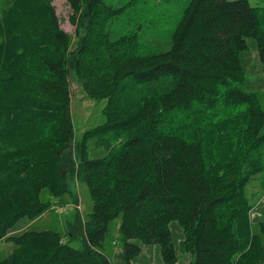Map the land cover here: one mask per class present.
<instances>
[{"label": "trees", "instance_id": "obj_1", "mask_svg": "<svg viewBox=\"0 0 264 264\" xmlns=\"http://www.w3.org/2000/svg\"><path fill=\"white\" fill-rule=\"evenodd\" d=\"M68 2L76 49L53 0H0V240L15 245L0 264H113L102 248L119 217L125 264L142 251L133 239L177 263L173 221L195 264H263L264 220L247 187L264 171V97L245 88V56L253 38L264 63V6L190 0L170 48L140 53L137 31L109 29L128 3ZM73 76L107 100L80 141ZM93 140L103 156H90ZM79 179L93 200L85 220L66 233L14 231ZM74 231L82 248L65 240Z\"/></svg>", "mask_w": 264, "mask_h": 264}, {"label": "rangeland", "instance_id": "obj_2", "mask_svg": "<svg viewBox=\"0 0 264 264\" xmlns=\"http://www.w3.org/2000/svg\"><path fill=\"white\" fill-rule=\"evenodd\" d=\"M130 0H106L109 5L121 6ZM190 0H138L127 5L122 14L109 25L113 38L122 34L137 31L139 34L140 53H158L166 51L171 46L172 33L182 19L184 9ZM251 4L264 6V0H249ZM61 27L73 37L72 49L79 46V37L76 35V25L71 21L73 10L68 0H53ZM250 50L245 56L248 66L247 90H255L264 97V63L260 61L256 42L248 38ZM72 88V116L75 129V141H80L85 130L105 121L103 109L106 99H93L88 97L81 85L73 76ZM264 105V101H263ZM90 156L98 157L105 154L103 148L95 145V140L90 142ZM264 151V149H263ZM248 195L253 204L252 218L264 220V171L256 175L247 187ZM51 208L35 220H21L14 231L25 229L42 231L56 229L63 233L69 232L70 225H75L81 218L85 220L93 209V200L85 182L72 181V193L60 198H51ZM121 217L111 221L109 232L102 250L110 257L113 264H125L121 257L123 252V239L120 232ZM173 241L177 247L179 259L175 264H195L192 253L183 252L180 243L184 239V228L178 221L171 222ZM65 240L72 245L82 248L83 237L79 231L74 235L65 236ZM142 245L141 253L133 260V264H168L165 263L158 244ZM14 243L5 239L0 240V259L8 256L14 250ZM264 264V263H263Z\"/></svg>", "mask_w": 264, "mask_h": 264}]
</instances>
